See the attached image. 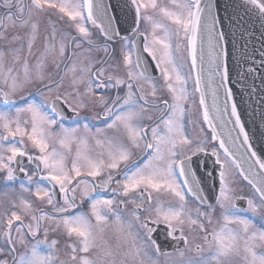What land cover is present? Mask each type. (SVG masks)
I'll return each mask as SVG.
<instances>
[{
    "label": "snow or ice",
    "instance_id": "6c2138e0",
    "mask_svg": "<svg viewBox=\"0 0 264 264\" xmlns=\"http://www.w3.org/2000/svg\"><path fill=\"white\" fill-rule=\"evenodd\" d=\"M125 6L0 0V264H264L237 103L264 92V31L212 0Z\"/></svg>",
    "mask_w": 264,
    "mask_h": 264
},
{
    "label": "water",
    "instance_id": "95a60500",
    "mask_svg": "<svg viewBox=\"0 0 264 264\" xmlns=\"http://www.w3.org/2000/svg\"><path fill=\"white\" fill-rule=\"evenodd\" d=\"M212 2L214 5H218L216 14L226 26L228 25L229 17L233 19L237 16L243 18V23L254 34L252 43L258 50L260 48V43L255 37H259L264 29L261 28L260 19L254 13L247 12L244 7L241 6L243 0H212ZM104 3L117 5V11L115 14L123 18L124 9L126 8L125 10H127V7L125 6L127 0H104ZM229 66L232 68L233 74H235V68H233L231 64ZM249 83H252L251 79H249ZM255 84L257 86L256 95L253 96L251 100H249L247 96H244L242 100L240 94L237 93V103L241 106L242 118L247 130L253 137L255 149L258 154L264 155V122L261 121V114L264 113V103H259L261 97L264 96V92L260 91L261 85L258 79L255 81ZM163 227V225L160 226V228ZM156 234L157 232L154 233L155 237Z\"/></svg>",
    "mask_w": 264,
    "mask_h": 264
},
{
    "label": "flooded vegetation",
    "instance_id": "af4514ba",
    "mask_svg": "<svg viewBox=\"0 0 264 264\" xmlns=\"http://www.w3.org/2000/svg\"><path fill=\"white\" fill-rule=\"evenodd\" d=\"M128 10H124V14L127 13ZM102 54V53H101ZM83 114V113H82ZM22 176V174H21ZM241 187H244L243 185H241ZM244 190L247 191L248 189L246 187H244ZM163 229V228H161ZM156 239L158 241V243H160V246L162 248V250H168V251H171V248L169 246H167L165 243H164V238H163V233L161 231H158L157 234H156ZM181 247H183V245L181 244ZM172 259H175V257H173ZM160 260V264H164V261H165V257L161 256L159 258Z\"/></svg>",
    "mask_w": 264,
    "mask_h": 264
},
{
    "label": "rangeland",
    "instance_id": "374dc122",
    "mask_svg": "<svg viewBox=\"0 0 264 264\" xmlns=\"http://www.w3.org/2000/svg\"><path fill=\"white\" fill-rule=\"evenodd\" d=\"M160 2L164 3V4H167L169 2V0H160ZM46 19L47 18H45V22H46ZM52 19L55 20V17H52ZM42 30H43V24H42ZM18 191H19V189H18V186H17V192ZM15 195H16V193H11V192L9 193L8 196L3 195V181H2V179H0V203H3V204L6 205L8 200H9V198L14 197ZM62 246H63V242L61 244V247Z\"/></svg>",
    "mask_w": 264,
    "mask_h": 264
}]
</instances>
